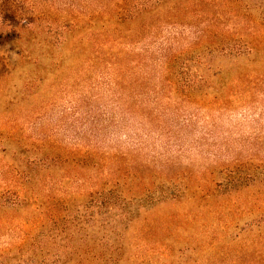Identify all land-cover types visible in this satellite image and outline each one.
Returning <instances> with one entry per match:
<instances>
[{"label":"rangeland","instance_id":"1","mask_svg":"<svg viewBox=\"0 0 264 264\" xmlns=\"http://www.w3.org/2000/svg\"><path fill=\"white\" fill-rule=\"evenodd\" d=\"M122 3L0 0V261L264 264V0ZM55 19L71 31L41 43ZM252 34L209 84L169 77Z\"/></svg>","mask_w":264,"mask_h":264},{"label":"trees","instance_id":"2","mask_svg":"<svg viewBox=\"0 0 264 264\" xmlns=\"http://www.w3.org/2000/svg\"><path fill=\"white\" fill-rule=\"evenodd\" d=\"M165 1L166 0H123V3L121 4V10H123V14L127 17L139 16L154 11ZM194 1L202 2L204 0ZM37 20L38 19L35 20V18H32L30 20L19 21L17 30L28 32L29 29L34 26V24L36 25L38 22ZM9 23V21L6 22L5 20H0V26H8ZM256 23L255 25H259L260 27L264 28V19ZM44 28L46 34H44L42 37L41 43H47L49 46H60L65 40L66 34L71 31L72 25L68 21L55 19L54 21L46 23ZM261 39L262 37L260 35L253 34L249 37L235 35L234 37H231V39L222 37L216 43L206 39L202 42V50L200 51L198 49V51L192 53L189 58L183 62V67L182 65L179 67L177 65V61L174 60L168 63V65H170V69L168 70H171L169 77L176 85L181 88V91L184 92L194 89L199 83L207 84L208 82H211L212 77H206L200 72L204 69L208 71L212 69V65L214 64L210 63L207 58L214 54H217L221 57H227L229 59H239L244 56L251 55L257 52L258 43ZM200 64H202L201 69ZM111 205V203H108L107 207L111 208ZM0 264L14 263L0 261ZM39 264L47 263L41 262Z\"/></svg>","mask_w":264,"mask_h":264}]
</instances>
